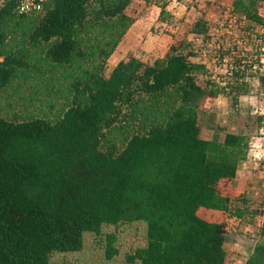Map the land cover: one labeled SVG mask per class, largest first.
<instances>
[{
	"label": "trees",
	"instance_id": "trees-1",
	"mask_svg": "<svg viewBox=\"0 0 264 264\" xmlns=\"http://www.w3.org/2000/svg\"><path fill=\"white\" fill-rule=\"evenodd\" d=\"M263 1L234 0V9L264 28ZM18 2L4 0L0 26L17 17L30 27L26 42L46 45L52 64L87 61L91 70L84 72V87L74 84V105L58 122L0 118V264H51L54 254L82 251L88 234L133 224L145 228L146 244L131 263L225 264V244L243 213L221 224L206 215L229 211L251 145L236 134L224 142L202 139L198 111L207 99L244 86L199 84L206 65L192 62L197 55L182 46L153 65L131 56L104 78L102 70L134 23L126 12L131 0H48L45 14L34 16L17 14ZM169 13L163 6L161 16ZM208 32L203 20L195 23L194 34ZM6 38L0 33V91L18 69L33 67L2 54ZM125 106L146 124L122 149L105 138ZM107 238L111 259L116 235Z\"/></svg>",
	"mask_w": 264,
	"mask_h": 264
},
{
	"label": "rangeland",
	"instance_id": "rangeland-1",
	"mask_svg": "<svg viewBox=\"0 0 264 264\" xmlns=\"http://www.w3.org/2000/svg\"><path fill=\"white\" fill-rule=\"evenodd\" d=\"M3 1L0 0V7L4 5ZM163 6H166L170 12L164 17L160 13ZM228 7L226 0H131L126 12L133 18L134 23L126 33L128 36L125 35L126 37L124 36L121 41L122 44L120 43L123 48L120 52L131 53L134 50L133 55L142 58V60L144 58V62L152 65L155 58L153 54L157 47L164 48L160 52H165V49L168 48L169 54L173 46H182L185 54L193 52L197 55L193 58L190 57L192 62L209 66V69L204 73L205 76L199 78V84L207 85L208 82H213L212 78L215 76L213 50L203 49L204 47L200 46V42L195 40L193 28L197 21L203 20L209 28L213 29L216 21L220 20V12ZM29 19L34 21L35 17ZM19 20L17 17H13L7 19L0 26V33L7 36L4 39L1 52L4 56L10 55L22 60L26 59L33 67L18 69L8 87L0 91V118L12 122L35 119L58 122L67 109L74 105L77 93L74 84L80 81L84 87L88 81V75L86 76L84 72H89L91 65L87 61H74L69 66L52 64L46 56V45L31 47L26 42L30 27L25 22L19 24ZM211 37L216 38V34ZM168 39L174 40L175 44L168 46ZM84 41L83 46L89 48L91 43L88 40ZM114 53L102 70L101 75L104 78H109L120 63ZM3 60L4 57H0V61ZM208 100L202 108L211 112L214 102ZM84 102L86 100L80 98V103ZM241 108L242 106L239 104L237 109ZM124 112L126 114L121 117L122 121L120 120L113 129L108 130L105 138L122 149L132 134L144 132L143 128L146 124L143 117L137 114L138 111L133 114L131 107L125 106ZM243 116L246 119H244V123L241 122L243 125L239 130L251 137L254 129L247 132V128L255 124L249 118L255 119L256 116L249 117L248 114ZM211 122L213 123V120ZM220 135V138H223L224 134L220 133ZM249 140L252 146V138ZM110 234L116 235L117 254L108 259L107 237ZM84 244L85 246L80 252L52 255L51 264H134L131 263L130 258L138 248L146 244L145 228L140 224L103 227L101 235L88 234Z\"/></svg>",
	"mask_w": 264,
	"mask_h": 264
},
{
	"label": "crops",
	"instance_id": "crops-1",
	"mask_svg": "<svg viewBox=\"0 0 264 264\" xmlns=\"http://www.w3.org/2000/svg\"><path fill=\"white\" fill-rule=\"evenodd\" d=\"M226 1L229 7L234 8V0ZM260 16L264 17V13ZM246 26V31L261 29L264 33V28L254 22L249 21ZM171 39H168V46L175 44ZM121 44L114 53L118 62L126 61L131 56L138 57L133 55L134 50L131 53H121L120 50L123 49ZM161 49L164 48H156L153 54L154 62L168 55V48L165 52H160ZM142 62L148 65L144 58ZM231 92L232 95H227L226 91L216 95L211 112L199 109L200 136L204 140L217 139L224 142L227 134L244 135L248 140L252 138L253 145L247 158L239 164L237 177L233 183L235 199L231 202L229 211L208 210L207 220L221 224L233 221L238 210L243 213V220L230 234L225 244V264H264V75L255 78L253 87L233 86ZM239 104L242 108L238 110ZM246 114L249 117L256 116L255 119L248 117L255 124L247 128V132L254 129L251 137L239 130L246 119L243 115ZM219 132L224 134L223 138H220Z\"/></svg>",
	"mask_w": 264,
	"mask_h": 264
},
{
	"label": "built area",
	"instance_id": "built-area-1",
	"mask_svg": "<svg viewBox=\"0 0 264 264\" xmlns=\"http://www.w3.org/2000/svg\"><path fill=\"white\" fill-rule=\"evenodd\" d=\"M47 3L48 0H19L16 12L22 16L44 15ZM259 13H264V1ZM248 22L230 6L220 12V20L213 29L209 28L207 36L194 34L203 49L213 50L215 76L212 81L222 88L230 84L251 87L255 77L264 75V33L261 29L246 31ZM213 34L216 38L211 37Z\"/></svg>",
	"mask_w": 264,
	"mask_h": 264
}]
</instances>
